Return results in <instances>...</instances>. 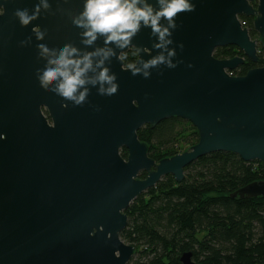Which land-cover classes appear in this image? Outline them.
Returning a JSON list of instances; mask_svg holds the SVG:
<instances>
[{"label": "water", "instance_id": "water-1", "mask_svg": "<svg viewBox=\"0 0 264 264\" xmlns=\"http://www.w3.org/2000/svg\"><path fill=\"white\" fill-rule=\"evenodd\" d=\"M36 3L0 0L6 9L0 15V133L6 134L0 140V264H130L136 250L121 234L129 222L126 212L139 196L167 176L182 183L185 169L211 154L232 153L264 164V67L234 77L229 73L245 59L214 56L218 48L236 47L259 62L258 44L240 18H253L264 39V0H193L195 11L178 15L173 36L176 59L183 63L153 69L144 79L113 59L118 93L100 96L93 88L87 103H69L67 109L66 101L36 79L44 62L37 60L40 42L32 27L47 30L49 45L72 41L83 47L81 30L70 21L83 0H50L54 15L42 13L22 27L15 10ZM29 36L31 45L21 47ZM134 44L155 54L150 29H142ZM97 46H103L102 39ZM170 119L191 123L199 143L156 162L138 133ZM231 198H264V181ZM181 263L198 264L191 253Z\"/></svg>", "mask_w": 264, "mask_h": 264}, {"label": "trees", "instance_id": "trees-1", "mask_svg": "<svg viewBox=\"0 0 264 264\" xmlns=\"http://www.w3.org/2000/svg\"><path fill=\"white\" fill-rule=\"evenodd\" d=\"M244 28L256 39L253 20L241 17ZM133 50L125 63L135 62ZM257 64L245 58V64L231 72L244 77L264 67V45L259 44ZM244 58L236 47L215 51L218 60ZM187 134L184 140L181 137ZM139 140L149 146V157L156 162L183 153L199 143V134L191 123L170 119L155 129L146 126ZM127 159L128 152L121 151ZM147 175L142 173L140 179ZM264 181V164L247 163L232 153L203 157L185 169V180L177 183L165 177L155 188L139 196L126 214L129 222L122 240L135 247L130 264H182L191 253L198 264H264V198L232 199L246 186Z\"/></svg>", "mask_w": 264, "mask_h": 264}, {"label": "clouds", "instance_id": "clouds-1", "mask_svg": "<svg viewBox=\"0 0 264 264\" xmlns=\"http://www.w3.org/2000/svg\"><path fill=\"white\" fill-rule=\"evenodd\" d=\"M5 11L0 6V15ZM194 11L193 0H83L78 13L70 17L73 27L81 30L79 37L83 47L72 41L49 45L44 42L47 30L36 25L32 27L35 39L40 42L36 46L37 60L44 62L43 67L36 70V79L42 88L66 101V109L69 103L74 107L87 103L93 88L98 95L111 97L120 87L118 75L111 67L113 59L121 63L122 69L144 79L151 78L153 69L162 66L175 69L183 63L176 59L177 48L173 47L174 32L179 27L176 18L180 13ZM42 13L54 15L50 0H37L32 9L17 8L14 17L22 27H28L40 19ZM142 29H150L151 49L155 54H148L147 49L134 44ZM101 39L103 46H97ZM31 43L29 36L20 42V46L27 47ZM178 47L183 50V43ZM129 50H133L132 54L139 59L125 63ZM142 54L150 58L143 59ZM5 136L0 133V140Z\"/></svg>", "mask_w": 264, "mask_h": 264}, {"label": "flooded vegetation", "instance_id": "flooded-vegetation-1", "mask_svg": "<svg viewBox=\"0 0 264 264\" xmlns=\"http://www.w3.org/2000/svg\"><path fill=\"white\" fill-rule=\"evenodd\" d=\"M255 8L257 7V5L256 4H254L253 5ZM252 20H253V25H254V19L253 18H251ZM256 32V31H255ZM257 33V32H256ZM250 34V33H249ZM251 37V36H250ZM252 39V38H251ZM253 41H255V40H257L256 42H257V44H258V49H259V44L261 43V44H263V41H264V39H262L261 38V36L257 33V37H256V39H252ZM218 49H220V48H218ZM129 52V51H128ZM258 54H259V52H258ZM214 56H215V53H214ZM138 58V57H137ZM238 58V57H237ZM240 58H242V57H240ZM217 59V58H216ZM244 59H245V57H244ZM42 111H43V113H44V115H45V117L48 119V122H49V124L51 125V126H53V122H52V120H51V118H50V116H49V112H48V110L44 107V108H42ZM191 150V149H190Z\"/></svg>", "mask_w": 264, "mask_h": 264}, {"label": "rangeland", "instance_id": "rangeland-1", "mask_svg": "<svg viewBox=\"0 0 264 264\" xmlns=\"http://www.w3.org/2000/svg\"><path fill=\"white\" fill-rule=\"evenodd\" d=\"M255 41H257V40H255ZM263 45H264V41H263ZM258 52H259V49H258ZM187 137H188V135L185 134V135H183L181 138L185 140ZM180 150H181L183 153H184V152H188V151H190V147H189V145L182 144ZM181 154H182V153H181Z\"/></svg>", "mask_w": 264, "mask_h": 264}, {"label": "built area", "instance_id": "built-area-1", "mask_svg": "<svg viewBox=\"0 0 264 264\" xmlns=\"http://www.w3.org/2000/svg\"><path fill=\"white\" fill-rule=\"evenodd\" d=\"M230 74V76H233L231 73H229Z\"/></svg>", "mask_w": 264, "mask_h": 264}]
</instances>
